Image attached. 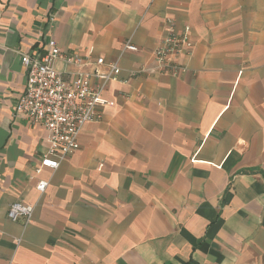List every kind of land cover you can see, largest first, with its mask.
<instances>
[{
	"label": "crops",
	"instance_id": "obj_1",
	"mask_svg": "<svg viewBox=\"0 0 264 264\" xmlns=\"http://www.w3.org/2000/svg\"><path fill=\"white\" fill-rule=\"evenodd\" d=\"M168 18L191 27L179 74L153 53ZM49 38L122 72L38 172L47 129L16 103ZM0 264H264V0H0Z\"/></svg>",
	"mask_w": 264,
	"mask_h": 264
},
{
	"label": "built area",
	"instance_id": "obj_2",
	"mask_svg": "<svg viewBox=\"0 0 264 264\" xmlns=\"http://www.w3.org/2000/svg\"><path fill=\"white\" fill-rule=\"evenodd\" d=\"M50 20L53 22L54 17ZM167 24L168 32L153 53L159 70L179 74L187 67L177 58L193 53L191 27L184 25L178 32L175 20L168 18ZM47 46L45 52H21L27 83L16 103V111L26 113L33 122L47 129V147L37 167L38 172L42 167L56 170L75 151L85 124L102 118L98 106L106 103L102 97L105 88L110 82L120 80L122 72L118 61L107 63L103 56L94 58L91 54L68 51L54 38L47 40ZM126 48L138 49L130 42L126 43ZM57 62L72 66L74 70L57 68ZM144 70H131L130 75ZM48 185L49 180L41 179L36 188L44 193ZM34 211L33 204L16 200L7 215L10 220H23L26 225L33 218Z\"/></svg>",
	"mask_w": 264,
	"mask_h": 264
}]
</instances>
